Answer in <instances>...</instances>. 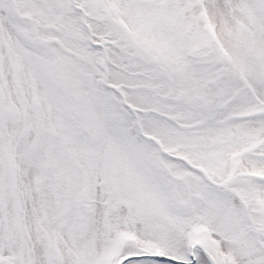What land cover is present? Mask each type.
<instances>
[{
	"label": "snow or ice",
	"instance_id": "1",
	"mask_svg": "<svg viewBox=\"0 0 264 264\" xmlns=\"http://www.w3.org/2000/svg\"><path fill=\"white\" fill-rule=\"evenodd\" d=\"M0 264H264V0H0Z\"/></svg>",
	"mask_w": 264,
	"mask_h": 264
}]
</instances>
